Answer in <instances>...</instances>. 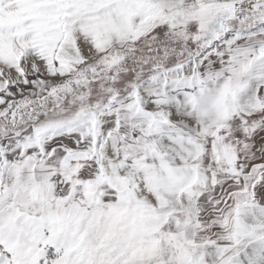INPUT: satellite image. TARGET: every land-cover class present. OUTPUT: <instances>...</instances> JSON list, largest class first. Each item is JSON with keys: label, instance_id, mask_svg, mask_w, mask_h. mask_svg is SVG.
<instances>
[{"label": "snow or ice", "instance_id": "1", "mask_svg": "<svg viewBox=\"0 0 264 264\" xmlns=\"http://www.w3.org/2000/svg\"><path fill=\"white\" fill-rule=\"evenodd\" d=\"M0 264H264V0H0Z\"/></svg>", "mask_w": 264, "mask_h": 264}]
</instances>
